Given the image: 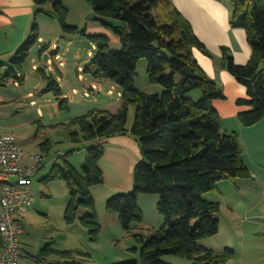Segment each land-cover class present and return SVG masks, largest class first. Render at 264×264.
<instances>
[{
  "label": "trees",
  "instance_id": "obj_1",
  "mask_svg": "<svg viewBox=\"0 0 264 264\" xmlns=\"http://www.w3.org/2000/svg\"><path fill=\"white\" fill-rule=\"evenodd\" d=\"M32 1L36 13L56 19L65 35H79L95 46L83 74L115 84L121 94L122 107L117 113L92 110L64 125L69 129L70 143L86 151L81 170L67 161L72 152L65 153L57 157L46 178L47 182L61 179L67 184L65 223L73 225L79 220L90 241H98L101 226L90 188L104 182L99 169L104 156L103 142L128 136L136 141L141 154L134 170V188L130 193L108 199L106 210L116 214L121 228L130 233L143 222L138 197H158L156 210L164 226L150 237L144 236L140 228L139 233L132 235L142 264H166L161 260L166 255L187 259L192 264L229 262L235 256L233 251L217 254L199 246L200 240L216 236L220 229V204L208 201L205 195L216 191L222 181L248 180L251 175L243 163L238 136L221 131L214 102L225 100V96L194 58V50L211 55L189 22L175 9L172 0H85L100 17V25L120 42L121 50L112 51L106 36L88 35L86 29L67 25L69 11L63 0ZM215 1L231 4L230 25L245 31L251 48V58L244 66L234 63L229 49H221V68L246 89L248 100L236 103L249 108L239 114L238 121L243 128H250L264 120V0ZM47 6H51L50 12L45 11ZM110 20L117 24H108ZM38 41V26L34 23L25 43L8 61L0 62V71L7 69L0 77V87L21 73ZM49 47L44 44L38 56L42 57ZM141 60L146 61L149 83L161 87V94L136 90L137 66ZM41 77L47 82L42 94H53L59 108L68 110L67 100L61 99L59 84L43 70ZM195 93L198 95L193 98ZM131 106L135 113L129 128ZM42 149L49 153L47 142ZM80 210L89 214L79 219ZM77 256L89 257L79 251L59 252L45 246L34 260L42 264L47 258L57 257L75 264ZM114 264H138V261Z\"/></svg>",
  "mask_w": 264,
  "mask_h": 264
},
{
  "label": "crops",
  "instance_id": "obj_2",
  "mask_svg": "<svg viewBox=\"0 0 264 264\" xmlns=\"http://www.w3.org/2000/svg\"><path fill=\"white\" fill-rule=\"evenodd\" d=\"M172 3L181 16L189 22L196 37L211 55L208 57L198 50L193 51L198 65L216 83L225 96V100L214 102V108L221 121V131L224 134L235 133L238 136L243 150L242 160L251 175L248 180L222 181L218 184L216 191L205 195V199L208 201L220 204L218 215L220 229L216 236L200 240L199 246L220 254L225 250H232L234 242L240 243L247 237L262 235L264 231V120L250 128H243L239 124V114L248 111L249 108L238 106L236 102L248 100L247 92L226 70L221 68L222 48L229 49L234 63L238 66L246 65L252 52L245 31L230 25L232 13L230 3L215 0H172ZM44 9L46 12H50L51 6L44 7ZM36 12L37 9L32 0H0V62L8 61L11 55L25 43L31 36V27L34 23L38 26L39 41L34 46L37 47V61L32 57L29 70L21 71L22 82L20 81L21 84L17 89L24 87L30 79L35 78V88L36 90L38 88L41 93L47 84L41 77V71L52 76L62 89L61 99L67 100L69 117L63 123L56 124L62 127L92 110L117 113L122 107L119 88L107 80L93 79L82 72L84 66L94 55L95 46L90 43L94 52L90 51L86 59H82L80 51H77L72 59L66 57V52L61 53L59 44L46 43L47 26H42L45 23L44 21L39 22V14ZM91 12L93 10L90 6L87 8V14ZM87 25L85 28L88 35L106 36L109 39V45L112 43L116 50L121 49L118 39L110 35L108 30L103 29L95 22ZM58 27L50 26L52 30L50 34L57 36ZM70 43L68 46L71 47ZM44 44H49L50 47L42 57H39L38 50ZM46 55L48 56L47 61H45ZM60 64H62L61 67ZM1 71L0 77L3 76ZM37 73L39 76L36 75ZM146 90L144 93L155 94L151 87ZM73 91L77 94L74 95ZM86 92L91 94L90 98L84 97ZM50 95H37L29 89L27 93L22 94V99L29 100V106L35 108L37 117L42 119L41 103L44 98ZM114 96H116L115 102L113 101ZM0 99L3 105L5 102L1 97ZM54 99L56 103H59L56 97ZM133 112V107H129V118L133 116ZM132 123H129L128 119L129 128ZM0 133L8 134L2 128L1 122ZM103 144L104 156L99 162V169L104 182L102 185L90 188L101 226L98 241L92 243L88 240L91 247L87 248L84 244V237L88 239V231L85 229L81 230L80 236L71 234L68 230L70 225L67 224V226L54 224L52 229L45 227L44 220H38L36 212L31 207L23 216L20 244L24 256L19 264H40L34 259L39 256L45 246L59 252L79 251L89 256L88 258L77 256L74 260L75 264H114L121 261L125 253L130 251L131 245L128 241L133 234L139 233V228L143 230L144 236L150 237L154 231L164 226V220L156 210L157 196L152 198L140 195L138 197V205L143 213V222L130 233L121 228L116 214L107 212L106 202L108 199L117 194L132 192L134 170L141 159V154L136 141L128 136L113 137L105 140ZM29 162L26 160L22 164L29 166L31 164ZM88 214L89 211L80 210L78 218H83ZM103 237H108L107 242L110 245L105 249L106 254L103 258L96 259L95 252L101 248L100 239ZM122 243L123 248L114 252L116 247ZM115 244L116 246H114ZM42 264L72 263L57 257H50Z\"/></svg>",
  "mask_w": 264,
  "mask_h": 264
},
{
  "label": "rangeland",
  "instance_id": "obj_3",
  "mask_svg": "<svg viewBox=\"0 0 264 264\" xmlns=\"http://www.w3.org/2000/svg\"><path fill=\"white\" fill-rule=\"evenodd\" d=\"M63 4L66 5V8L69 11L66 20L68 26H84L79 28L81 30L86 29L85 26H88L87 24L94 23V21L88 19L89 14H87V8H89L90 5L87 1L63 0ZM38 16L39 22L42 23V21H44L45 23L42 24V26H47L46 32L48 34L46 43L55 42V44H59L61 46V53L66 52V57L72 59L74 54L77 51H80L82 59H86L90 51L94 52L90 42L83 37L79 35H65L56 19L51 18L46 14H39ZM95 23L99 24V26L103 29L108 30L100 25L99 22ZM108 24L113 26L117 23L110 20L108 21ZM50 26H59L57 36L50 34L52 31ZM108 32L113 36L110 30H108ZM62 36L64 38H62ZM65 39L71 40L68 41ZM69 42H71V47L68 46ZM109 46L112 51L121 50L120 48L119 50H116L112 43ZM36 48L37 47H33L30 51L31 54H29V58L23 65L22 71L29 70L32 57L37 61ZM6 72L7 69L5 68L1 71V74L4 76ZM36 75L39 76L38 73ZM13 80L14 77L8 79L5 85L0 87V97L5 102L0 109V122L6 133L12 134L18 139L19 145L22 146L21 148L31 152V154L42 157V164L39 170L32 177V185L30 187L33 202L31 206L32 210L36 212L38 220H44L43 222L45 227L52 229L54 224H63L64 226H67L64 220V212L69 196L67 184L61 179H55L47 182L46 178L52 172L55 160L58 156H61L60 154L72 152V154L67 157V161L76 170H81L85 163L86 151L82 150V146L70 143L69 129L67 127L56 125L66 121L69 114L68 110H61L59 108V103H56L53 94L50 93L51 95L47 96V98H44L42 101L41 111L43 112V118L40 119L37 117L36 109L29 106V100L22 99V94L27 93L29 89L34 91L37 95H45L42 94V92L40 93L38 88L36 90L35 78L30 79L27 85L22 88L20 87L19 89L15 88L11 83ZM149 87L155 91V94L162 93L161 87L157 85H150L147 76L146 61L141 60L140 65L137 67L136 90L144 92L147 91L146 89ZM197 95L198 94L195 93L193 98H196ZM113 101H116V96H114ZM133 109V116H130L129 123L134 121L135 108L133 107ZM46 142L49 145L48 154L42 149V145ZM144 196L153 198L154 195ZM82 229L84 228L81 226L79 220H77L73 225H70L68 228L71 234L80 236ZM84 238L85 247H91V243H88V240L91 242L89 235L88 239L87 237ZM107 238L108 237H103V239H100L101 248L95 252L96 259H102L106 254L105 249H107V246L110 245V243L107 242ZM128 242L131 245L130 251L126 252L125 256H123L124 258L117 263L135 259L138 261V264H142L139 247L135 244L132 238L129 239ZM234 243L235 244L232 246V250L230 251H233L235 256L226 264H264V231L262 235H254L252 237H247L240 243L237 241ZM114 246H116V244ZM120 248H123V243L116 247L114 252H118ZM135 248L137 251H133ZM161 260L166 264H192V262L187 259L173 255H166L162 257Z\"/></svg>",
  "mask_w": 264,
  "mask_h": 264
},
{
  "label": "built area",
  "instance_id": "obj_4",
  "mask_svg": "<svg viewBox=\"0 0 264 264\" xmlns=\"http://www.w3.org/2000/svg\"><path fill=\"white\" fill-rule=\"evenodd\" d=\"M21 78L20 73L15 75L11 82L15 88L20 86ZM84 97L90 98L91 94L86 92ZM26 160L31 162L29 166L22 164ZM41 164L42 157L24 151L14 135L0 133V264H19L24 256L20 244L23 216L32 206V177Z\"/></svg>",
  "mask_w": 264,
  "mask_h": 264
},
{
  "label": "water",
  "instance_id": "obj_5",
  "mask_svg": "<svg viewBox=\"0 0 264 264\" xmlns=\"http://www.w3.org/2000/svg\"><path fill=\"white\" fill-rule=\"evenodd\" d=\"M88 19L94 22H99L100 21V17L96 15V13L93 11L88 15ZM48 56H45V61H47Z\"/></svg>",
  "mask_w": 264,
  "mask_h": 264
}]
</instances>
